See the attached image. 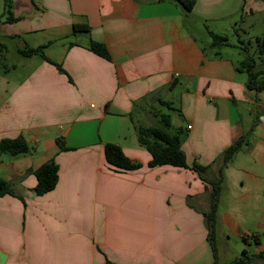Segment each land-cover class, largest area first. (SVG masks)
I'll return each instance as SVG.
<instances>
[{"label": "crops", "instance_id": "crops-1", "mask_svg": "<svg viewBox=\"0 0 264 264\" xmlns=\"http://www.w3.org/2000/svg\"><path fill=\"white\" fill-rule=\"evenodd\" d=\"M11 12L17 19L0 20V46L4 37L17 50L44 45L48 59L22 56L0 71V139L22 135L29 145L0 154L13 191L0 195V264L224 263L231 235L245 245L234 264H264V89L246 86L241 59L226 49L239 44L212 48L197 37L201 26L252 30L264 0H195L187 13L176 0H11ZM74 23L88 30L72 33ZM156 103L177 112L189 167L147 165L135 126L158 122ZM107 142L141 166L113 170ZM51 159L56 185L37 194L34 170ZM193 163L208 180L221 168L226 190L228 173L239 178L240 192L218 200L215 251L202 214L210 186Z\"/></svg>", "mask_w": 264, "mask_h": 264}, {"label": "trees", "instance_id": "trees-1", "mask_svg": "<svg viewBox=\"0 0 264 264\" xmlns=\"http://www.w3.org/2000/svg\"><path fill=\"white\" fill-rule=\"evenodd\" d=\"M182 7L184 12H188L192 9L195 0H176ZM5 16L6 20H15L17 17L12 16L11 12V0H4V9L0 15L1 17ZM88 25L85 23H74L72 25V33L87 31ZM210 41L209 46L212 48H219L222 45L229 43L228 36L225 34L215 33L208 30ZM253 41L255 46L259 51V55H264V32L256 36ZM44 45H39L36 47H31L24 45L23 47L18 48V52L23 56H29L33 54H38L48 59L43 52ZM241 49L244 51V57L239 62L237 68L241 71L247 73L246 86L248 88H253L256 91L264 89V70H257L256 60L252 55L246 53L244 46L240 45ZM89 48L96 54L108 58V52L104 44L91 40ZM0 46V51H1ZM216 53L218 51L216 50ZM258 55V57H260ZM262 55V56H263ZM264 61V58H261ZM168 107L171 108L169 103ZM158 122L156 124L143 125L138 124L135 126L136 137L138 144L143 146L150 154V159L147 162V165L150 167L158 165H172L176 167H189L186 161V156L184 151L181 148V139H180V128H175L174 131L170 130L171 120L170 115L167 113L158 114ZM251 130V129H250ZM249 132L241 134L234 142L228 145L222 153V163H227L233 155L240 150L244 145L247 144ZM57 144L60 148H63V143L60 139H57ZM29 145L26 142L25 138L22 135H18L13 138H1L0 139V154L8 153L10 155H18L21 153L27 152ZM104 157L106 162L111 166L115 171H125L137 169L141 166L139 162L132 161L121 149V147L115 143L107 142L103 147ZM191 168L194 169L203 181L210 186L209 190V207L206 211L202 212L205 217L206 225L208 228V238L212 243V249L215 251V246L211 241L213 236L214 228L217 224V210H218V200L219 195L222 190L223 185V173L222 169H218V173L215 179L208 180L203 176L205 167L193 163ZM34 175L36 178V184L34 186V191L37 194H43L56 185L58 179V166L53 159L48 160L42 163L38 168L34 170ZM5 193L12 194L10 183L0 177V195ZM254 240H257V237L254 236ZM257 256H264V252L257 254ZM215 257V253H214ZM252 256H247V259H251ZM243 259L239 258L231 261L230 263L225 264H234L242 262ZM212 264H224L217 261V258L214 259Z\"/></svg>", "mask_w": 264, "mask_h": 264}, {"label": "rangeland", "instance_id": "rangeland-1", "mask_svg": "<svg viewBox=\"0 0 264 264\" xmlns=\"http://www.w3.org/2000/svg\"><path fill=\"white\" fill-rule=\"evenodd\" d=\"M4 9V0H0V15L3 12ZM3 17H1L2 19ZM254 20L255 21V26L253 27L252 30L248 29V32H235V30H233L232 27H228L225 31L226 35L228 36V40L230 42H233L234 44H239V45H243L244 48L246 49V53H248L249 55H252L257 63L256 69L259 70L261 69L262 71L264 70V61L261 58H264V55H259V51L257 49V47L255 46V42L253 41V35H261L262 32L264 31V19H261L260 17H251L250 21ZM197 37L200 40V42H202L203 44L206 43V41H209L211 38L207 32V28L204 26V28L201 26V31H199V33H197ZM3 42H5V46L3 49L1 47V51H0V71H7L6 67V63L7 66H9L11 63L17 61L18 58H23L26 56L21 55L18 50L16 49L19 45L17 39H10V37L6 38L4 37ZM230 48V49H229ZM226 47L227 50H230V55L234 58V59H243V55L241 54L242 49L238 48L237 46L234 47ZM234 52V53H233ZM243 53V51H242ZM258 55L260 57H258ZM23 56V57H22ZM9 69V68H8ZM159 105L158 103L155 104V107ZM160 106V105H159ZM161 109V111L163 113H167L170 114L171 116V126H170V130L174 131L175 127L178 124V114L176 111H174L171 108H167L166 106L164 107H159ZM149 109V108H148ZM143 123L147 124L148 121H143ZM174 126V127H173ZM239 176H242L241 174H239ZM243 178V176H242ZM226 182L228 183V189L226 190L225 183L223 182L222 185V190L220 192H223L225 197L229 198L230 196H232L231 194L234 193H239L240 192V184H239V178H237V175L235 174H229L227 175V180ZM219 195V197H220ZM219 208L220 205L218 204ZM225 206H227V204H225ZM263 241H264V236L262 237ZM229 246H230V250L226 253L225 257H220L221 261L224 263H228L234 260V258L240 257L242 256V248L245 246L244 243L242 242L241 238L238 236H234L231 235V238L229 240Z\"/></svg>", "mask_w": 264, "mask_h": 264}]
</instances>
